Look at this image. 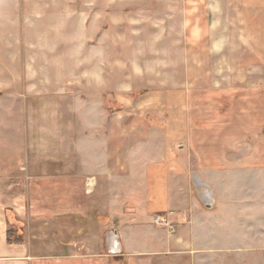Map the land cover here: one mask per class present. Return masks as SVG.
<instances>
[{"label":"crops","instance_id":"obj_1","mask_svg":"<svg viewBox=\"0 0 264 264\" xmlns=\"http://www.w3.org/2000/svg\"><path fill=\"white\" fill-rule=\"evenodd\" d=\"M34 1L41 0H0V18L47 16L40 7L28 9L26 3ZM228 1L237 2L234 16L240 10L250 15L258 44L264 45V0ZM220 40L213 42L215 49ZM258 51L264 55L262 46ZM40 55L43 72L25 77L5 107L36 143L17 171L28 179L20 201L26 207L0 203V264H191L207 257L215 237H232L231 221L248 215L222 200L226 187L215 181L233 171L253 176L264 171V84L212 85L215 77L209 74L211 84H203L201 76L199 85L184 89L185 72L164 91L163 127L151 121L111 124L108 114L73 105L61 91L66 79L55 84L52 75L46 78L47 70L61 64L60 52ZM103 78L100 83L88 72L80 80L93 92L94 83L104 89ZM152 106L149 112H158ZM194 173L213 186L211 203L199 196ZM7 207L26 224L21 244L7 242ZM156 216L175 231L156 224ZM113 248L121 250L109 253Z\"/></svg>","mask_w":264,"mask_h":264},{"label":"rangeland","instance_id":"obj_2","mask_svg":"<svg viewBox=\"0 0 264 264\" xmlns=\"http://www.w3.org/2000/svg\"><path fill=\"white\" fill-rule=\"evenodd\" d=\"M236 3L41 0L26 4L30 10L40 7L45 17H33L31 13L29 17L0 18V203L12 201L15 206L26 207L20 201L25 196L22 182L28 179L18 177L17 171L36 137L25 136L16 124L17 114L11 120L5 107L12 104L11 92L19 93L25 77L43 72L45 64L37 61L40 53L44 58L52 50L60 52L61 64L53 71L45 69L46 78L52 75L55 84L66 79L61 91L73 99V105L92 106L100 115L108 114L111 124L151 121L162 126L166 118L162 112L166 110L164 91L185 72L189 83L185 75L184 89L188 84L199 85L201 76L205 78L203 84L212 82L210 75L217 80L212 85L229 81L237 85L264 84V55L258 51L264 45L257 41L260 33L253 31L256 25L248 19L250 15L245 17L240 10V17L234 16ZM52 10L54 17L48 16ZM218 38L221 40L216 45L220 46L215 49L213 42ZM86 61L93 65L85 66ZM88 72L100 83L104 74V89L94 83V91H87L80 79ZM124 87L127 90H122ZM155 87H159L158 93L152 92ZM152 105H158V112H149ZM233 173L218 178L215 184L226 187L222 200L237 203L245 208L237 211L239 215L248 216L231 221L232 237H215L212 248L199 249L205 250L207 257L191 260V264H264V171H254V176ZM192 180L199 196L211 203L213 186L196 173ZM251 200L253 208L249 206ZM6 212L8 230L18 231L23 243L24 220L12 208L7 207ZM10 236L12 241L17 238L15 232Z\"/></svg>","mask_w":264,"mask_h":264},{"label":"built area","instance_id":"obj_3","mask_svg":"<svg viewBox=\"0 0 264 264\" xmlns=\"http://www.w3.org/2000/svg\"><path fill=\"white\" fill-rule=\"evenodd\" d=\"M154 222H155L156 224H158V225L169 226V231H170V232H174V231H175V227L170 226V225L168 224L167 220L165 219V217H163V216H156V217L154 218ZM114 246H115V247L117 246L116 242H115V245H114Z\"/></svg>","mask_w":264,"mask_h":264},{"label":"trees","instance_id":"obj_4","mask_svg":"<svg viewBox=\"0 0 264 264\" xmlns=\"http://www.w3.org/2000/svg\"><path fill=\"white\" fill-rule=\"evenodd\" d=\"M15 232V234H16V240H11L10 239V234H12V233H14ZM20 237V233L18 232V231H13V230H11V229H9V230H7V242H9V243H22V241H21V239L19 238Z\"/></svg>","mask_w":264,"mask_h":264},{"label":"water","instance_id":"obj_5","mask_svg":"<svg viewBox=\"0 0 264 264\" xmlns=\"http://www.w3.org/2000/svg\"><path fill=\"white\" fill-rule=\"evenodd\" d=\"M119 247V246H118ZM121 248V247H120ZM106 249H108V248H106ZM121 249H110V251H108L109 253H117L118 251H120Z\"/></svg>","mask_w":264,"mask_h":264}]
</instances>
